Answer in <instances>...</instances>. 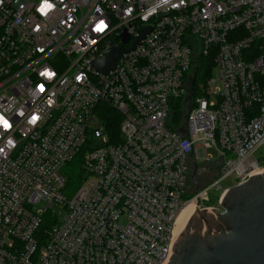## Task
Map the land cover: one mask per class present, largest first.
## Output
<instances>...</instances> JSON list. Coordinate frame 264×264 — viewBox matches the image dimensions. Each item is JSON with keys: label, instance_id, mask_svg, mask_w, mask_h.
<instances>
[{"label": "built area", "instance_id": "built-area-1", "mask_svg": "<svg viewBox=\"0 0 264 264\" xmlns=\"http://www.w3.org/2000/svg\"><path fill=\"white\" fill-rule=\"evenodd\" d=\"M50 2L0 0V264H166L184 206L264 172V0Z\"/></svg>", "mask_w": 264, "mask_h": 264}, {"label": "water", "instance_id": "water-1", "mask_svg": "<svg viewBox=\"0 0 264 264\" xmlns=\"http://www.w3.org/2000/svg\"><path fill=\"white\" fill-rule=\"evenodd\" d=\"M124 52L113 49L94 67L106 74ZM220 207L221 212L197 208L185 219L166 264H264V172L228 188Z\"/></svg>", "mask_w": 264, "mask_h": 264}, {"label": "clouds", "instance_id": "clouds-1", "mask_svg": "<svg viewBox=\"0 0 264 264\" xmlns=\"http://www.w3.org/2000/svg\"><path fill=\"white\" fill-rule=\"evenodd\" d=\"M163 3H168V0H162ZM177 5H173V7H176ZM55 8V5L50 2V0H41V4L40 6L38 7L37 11L42 15V16H46L48 14V12L50 10H53ZM103 22V23H101ZM107 27L106 23L101 20L100 22H98L96 25H95V31L97 32H103L105 30V28ZM99 29H102V30H98ZM41 76H44V77H47L49 79L53 78L55 73L51 70H44L40 73ZM41 85H38V90L39 92L43 93L45 91V87L43 86V91H41ZM21 115H23V113L21 112L20 113ZM39 120V116L36 115V114H33L30 118V121L29 123L33 126H35L37 124ZM12 125L10 123V121L2 114L0 113V128H2L3 130L5 131H9L11 129ZM7 146L9 148L11 147H15V142L9 138L8 141H7ZM0 152H3V149H0Z\"/></svg>", "mask_w": 264, "mask_h": 264}, {"label": "trees", "instance_id": "trees-1", "mask_svg": "<svg viewBox=\"0 0 264 264\" xmlns=\"http://www.w3.org/2000/svg\"><path fill=\"white\" fill-rule=\"evenodd\" d=\"M208 65H209V61H203L200 63V66L197 70V75L200 74V71L205 74V72H207L208 69ZM211 65V64H210ZM81 157H78L74 162H72L71 164L67 165L65 168V174L68 177L69 183L70 184H75L77 183V179L79 178V174H80V168H81ZM49 220H50V216H46L45 217V221H44V225L43 227H48L49 225Z\"/></svg>", "mask_w": 264, "mask_h": 264}, {"label": "rangeland", "instance_id": "rangeland-1", "mask_svg": "<svg viewBox=\"0 0 264 264\" xmlns=\"http://www.w3.org/2000/svg\"><path fill=\"white\" fill-rule=\"evenodd\" d=\"M207 153L208 154H213V151L209 149L207 151ZM215 171L216 170H213L211 173L208 172L207 173V179L203 180V181H199L198 182V187L201 188V187L206 186L210 182V180L213 178V175H214L213 172H215ZM220 185H221L222 188H230L233 185V179L231 177H229V178L225 179L224 181H222L220 183ZM39 208H41V207H39ZM53 208H55V207H53ZM57 214H58V218L61 220L62 217H63V211L61 209H57Z\"/></svg>", "mask_w": 264, "mask_h": 264}, {"label": "flooded vegetation", "instance_id": "flooded-vegetation-1", "mask_svg": "<svg viewBox=\"0 0 264 264\" xmlns=\"http://www.w3.org/2000/svg\"><path fill=\"white\" fill-rule=\"evenodd\" d=\"M208 167L206 165H192L191 179L196 183L207 179Z\"/></svg>", "mask_w": 264, "mask_h": 264}, {"label": "bare ground", "instance_id": "bare-ground-1", "mask_svg": "<svg viewBox=\"0 0 264 264\" xmlns=\"http://www.w3.org/2000/svg\"><path fill=\"white\" fill-rule=\"evenodd\" d=\"M194 212V206L193 204H187L186 206L183 207L181 210L180 214L177 217L175 226H176V233H178L181 225L185 221L186 218H188L192 213Z\"/></svg>", "mask_w": 264, "mask_h": 264}, {"label": "snow or ice", "instance_id": "snow-or-ice-1", "mask_svg": "<svg viewBox=\"0 0 264 264\" xmlns=\"http://www.w3.org/2000/svg\"><path fill=\"white\" fill-rule=\"evenodd\" d=\"M101 23H103V22H101ZM98 30H102V29L98 28ZM40 87H41V91H43V85H41Z\"/></svg>", "mask_w": 264, "mask_h": 264}]
</instances>
